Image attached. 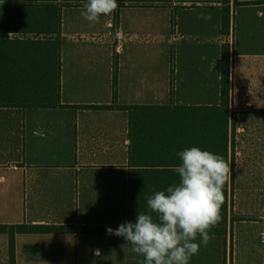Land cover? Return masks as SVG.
I'll use <instances>...</instances> for the list:
<instances>
[{
	"label": "crops",
	"instance_id": "obj_1",
	"mask_svg": "<svg viewBox=\"0 0 264 264\" xmlns=\"http://www.w3.org/2000/svg\"><path fill=\"white\" fill-rule=\"evenodd\" d=\"M117 2L93 25L81 15L87 0H0V80L20 99L0 106V225L70 229L12 240L0 232V264H143L123 237L83 227L129 221L131 176L139 195L166 191L180 182L178 153L215 154L221 130L195 114L163 140L156 128L151 142L135 139L131 164L128 112L82 107L112 104L114 84L120 106H218L223 82L227 215L207 246L197 238L190 264H264V0ZM174 46L183 60H172ZM200 46L209 49L203 58ZM56 62L62 107L52 83L47 93L31 86L34 77L54 83ZM29 87L53 106H18Z\"/></svg>",
	"mask_w": 264,
	"mask_h": 264
},
{
	"label": "clouds",
	"instance_id": "obj_2",
	"mask_svg": "<svg viewBox=\"0 0 264 264\" xmlns=\"http://www.w3.org/2000/svg\"><path fill=\"white\" fill-rule=\"evenodd\" d=\"M117 0H87L81 15L90 24L119 9ZM211 19V17H206ZM14 34L9 33V38ZM182 164L173 168L180 182L147 198V211H138L136 221H126L109 235L123 237L143 264H190L201 243L207 246L213 228L221 220L223 189L231 179V168L223 156L193 146L178 153ZM264 237V233H261ZM99 255V250L96 252Z\"/></svg>",
	"mask_w": 264,
	"mask_h": 264
},
{
	"label": "trees",
	"instance_id": "obj_3",
	"mask_svg": "<svg viewBox=\"0 0 264 264\" xmlns=\"http://www.w3.org/2000/svg\"><path fill=\"white\" fill-rule=\"evenodd\" d=\"M225 1V0H224ZM224 25L227 22V18H224ZM226 26V25H225ZM56 46H58L56 41ZM171 58L174 60V51L171 52ZM225 57L223 56V61ZM117 61L115 60L114 67H116ZM225 63H223L224 66ZM59 64L56 62L55 65V82L52 81L47 83L45 79H38L34 77L35 81L31 82L32 87L39 86L45 93H47L48 88L52 83V94L53 88L55 89V105L54 106H63L60 103L59 98V77L56 72L58 71ZM116 73V72H115ZM114 77V82H115ZM34 82H38L34 84ZM8 82L5 80H0V106H7L8 103H20V99H15V94H11L7 89ZM28 97L25 96L23 102L25 104H17L22 107H48L53 106L54 100L49 104L43 95H34L31 91V87L27 90ZM114 101L110 105L103 106H84L82 108L87 109H120L128 112L129 115V130H130V160L131 164L133 163V154L135 151L136 142L135 139H139V145L141 143L151 142V134L154 133L156 128H159L157 132L158 141L166 138V131L170 129L166 128H176L178 124L188 121H193L194 114L198 115L196 121L206 124L207 126H212L213 124L217 125L220 128L221 132V147L216 148V153L219 151V155L223 156L225 161L228 163V127L230 124L229 120V99L228 96L224 93V82H223V93L221 97V103L218 106H177V105H129V106H120L116 104V85L114 84ZM233 121V120H232ZM210 126V127H211ZM154 130V131H153ZM212 131L207 132V137L212 143ZM224 203L221 208L222 215V224L225 223L227 215V184L224 189ZM151 194H137L133 189L132 176H131V190L129 195V221L135 222L138 211L146 212L147 211V198ZM111 227L112 229H117L119 226H93V227H83V230L88 233L94 234H108L107 228ZM70 229L65 226H1L0 232H7L13 239L15 232H30V233H42V232H68ZM214 230V228L212 229ZM212 233V231H211Z\"/></svg>",
	"mask_w": 264,
	"mask_h": 264
},
{
	"label": "rangeland",
	"instance_id": "obj_4",
	"mask_svg": "<svg viewBox=\"0 0 264 264\" xmlns=\"http://www.w3.org/2000/svg\"><path fill=\"white\" fill-rule=\"evenodd\" d=\"M174 59H177V55H178V59L179 60H183V54L184 52H182V50H179V46H174ZM197 53L199 54V58H203V56L208 55L209 54V49L207 48V46H200V49L197 51ZM169 54H170V48H169ZM127 112V111H126ZM243 198V196H242ZM242 198H239L238 193L236 192V196L234 198L235 202L237 203L239 200H241ZM237 212L239 214L243 213L240 210H237Z\"/></svg>",
	"mask_w": 264,
	"mask_h": 264
},
{
	"label": "built area",
	"instance_id": "obj_5",
	"mask_svg": "<svg viewBox=\"0 0 264 264\" xmlns=\"http://www.w3.org/2000/svg\"><path fill=\"white\" fill-rule=\"evenodd\" d=\"M116 34V33H115Z\"/></svg>",
	"mask_w": 264,
	"mask_h": 264
}]
</instances>
